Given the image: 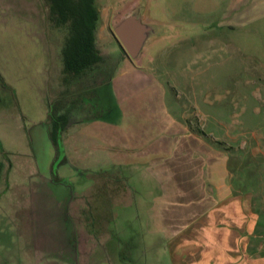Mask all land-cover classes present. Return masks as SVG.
I'll list each match as a JSON object with an SVG mask.
<instances>
[{"label": "rangeland", "instance_id": "1", "mask_svg": "<svg viewBox=\"0 0 264 264\" xmlns=\"http://www.w3.org/2000/svg\"><path fill=\"white\" fill-rule=\"evenodd\" d=\"M131 1L95 0L105 60L77 77L64 69L65 31L49 1L0 0V264H172L158 215L192 209L174 181L215 150L264 219V0H140L144 20L174 34L146 50L142 67L111 29ZM122 58L138 74L120 76ZM117 99L124 130L149 100L163 123L198 137L191 154L161 161L171 175L136 164L98 129L118 120ZM65 112L54 144L51 123Z\"/></svg>", "mask_w": 264, "mask_h": 264}, {"label": "crops", "instance_id": "2", "mask_svg": "<svg viewBox=\"0 0 264 264\" xmlns=\"http://www.w3.org/2000/svg\"><path fill=\"white\" fill-rule=\"evenodd\" d=\"M120 61V76L138 74L139 69L128 67L125 58ZM154 106L152 101H146L141 111L137 110L135 126L131 124L133 128L124 130L122 127H127L126 109L118 100L115 105L118 120L98 125L104 135L113 133V137H108L116 142L120 153L134 152L136 164L146 168L159 167L162 160L174 159L177 150V157L191 154V141H199L188 124L173 119L163 123ZM193 152L198 156L199 148ZM203 154L206 156V151ZM210 154L213 160L208 166L188 169L189 177H183L184 182L174 181L172 190L187 191L184 193L185 197L189 195L186 202L193 205L192 209L182 215L157 214L168 231L167 245L172 264H264V229L260 225L264 219H260L254 209L252 198H246L244 192L230 185L228 158L222 151L215 150ZM164 162L160 170L171 175L170 166L164 167ZM194 171L196 174L201 171V175L192 177ZM196 190L200 191L198 195L192 192ZM175 221L180 224L168 225Z\"/></svg>", "mask_w": 264, "mask_h": 264}, {"label": "trees", "instance_id": "3", "mask_svg": "<svg viewBox=\"0 0 264 264\" xmlns=\"http://www.w3.org/2000/svg\"><path fill=\"white\" fill-rule=\"evenodd\" d=\"M48 1L52 23L65 31L62 49L64 69L74 76L81 77L105 60L96 44L100 14L95 0ZM119 46L124 52L120 44ZM67 118L66 112L60 113L52 121L49 133L54 144L56 132L65 127Z\"/></svg>", "mask_w": 264, "mask_h": 264}, {"label": "water", "instance_id": "4", "mask_svg": "<svg viewBox=\"0 0 264 264\" xmlns=\"http://www.w3.org/2000/svg\"><path fill=\"white\" fill-rule=\"evenodd\" d=\"M144 5L140 0H133L121 6L111 24L115 38L137 67H142L145 52L153 43L174 35L165 24L145 21Z\"/></svg>", "mask_w": 264, "mask_h": 264}]
</instances>
